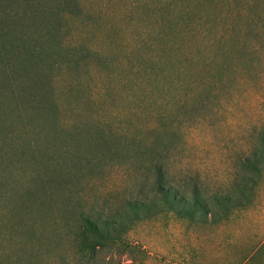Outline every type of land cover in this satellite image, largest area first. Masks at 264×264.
Wrapping results in <instances>:
<instances>
[{
  "label": "rangeland",
  "instance_id": "rangeland-1",
  "mask_svg": "<svg viewBox=\"0 0 264 264\" xmlns=\"http://www.w3.org/2000/svg\"><path fill=\"white\" fill-rule=\"evenodd\" d=\"M136 1L0 0V198L22 195L17 249L31 264H264V164L240 166L264 140V0H230L227 54L172 60L157 83L135 51ZM159 163L210 203L260 177L244 209L179 216L157 192ZM128 201L146 205L136 222ZM83 217L118 221L114 243L78 249Z\"/></svg>",
  "mask_w": 264,
  "mask_h": 264
},
{
  "label": "trees",
  "instance_id": "trees-1",
  "mask_svg": "<svg viewBox=\"0 0 264 264\" xmlns=\"http://www.w3.org/2000/svg\"><path fill=\"white\" fill-rule=\"evenodd\" d=\"M131 13L141 18L138 21L143 24L139 27L142 30L137 35L135 51L141 56L138 58L140 61L150 64L147 81L152 80L154 83L158 82V76L162 78V71L170 61L188 60L191 58L187 57L189 53L204 56L199 60H214L226 55L229 44L236 40L230 16V0H138L134 3ZM148 25L150 27L144 30L143 26ZM175 25L176 31L172 29ZM40 50L41 47L38 52L33 53L34 50L30 49L24 54L28 56L29 61L36 62L37 60L33 59L39 56ZM206 67L211 69V66ZM12 78L13 74L8 76V79ZM199 84L202 86L209 83L200 81ZM9 94H14L13 90H10ZM259 163L264 164L263 139L251 151L250 158L246 157L240 161V166L257 170L255 165ZM159 164L153 168L157 175V192L165 206L179 216L199 213L208 217L213 213L212 206L244 209L252 204L254 196L248 195V191L256 188L260 177L256 173L253 176L237 177L228 187L221 188L210 203L199 189L192 190L190 195H187L185 191L174 187L171 180L162 176V165ZM21 196L15 190L11 195L0 198V264H31L32 261L31 251L17 249L20 243L16 240V215L25 208L15 202V198L20 199ZM126 207L130 213L124 214L125 218L128 220L131 214V221L136 222L139 220L138 212L144 210L146 205L139 201H128ZM117 218L122 219V215H117ZM76 228L77 248L93 251L102 246L103 241H114L115 233L120 230V223L113 219L97 222L90 217H83Z\"/></svg>",
  "mask_w": 264,
  "mask_h": 264
}]
</instances>
